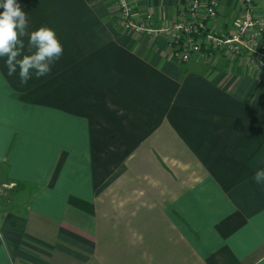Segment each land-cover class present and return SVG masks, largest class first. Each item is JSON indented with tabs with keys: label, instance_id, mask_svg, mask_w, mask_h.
Returning a JSON list of instances; mask_svg holds the SVG:
<instances>
[{
	"label": "crops",
	"instance_id": "0c3cea01",
	"mask_svg": "<svg viewBox=\"0 0 264 264\" xmlns=\"http://www.w3.org/2000/svg\"><path fill=\"white\" fill-rule=\"evenodd\" d=\"M192 1L131 0L134 21ZM217 1L206 24L231 33L241 0ZM21 3L63 54L27 84L0 77V264H264V70L182 62L121 27L116 0Z\"/></svg>",
	"mask_w": 264,
	"mask_h": 264
},
{
	"label": "built area",
	"instance_id": "2783aa9c",
	"mask_svg": "<svg viewBox=\"0 0 264 264\" xmlns=\"http://www.w3.org/2000/svg\"><path fill=\"white\" fill-rule=\"evenodd\" d=\"M254 1L241 0L237 26L228 34L214 33L206 24L213 23L218 17L217 0H208L205 4L193 0L169 24L156 28L148 25L153 18L151 13L136 22L131 0H116V19L123 28L167 38L182 62L189 60L194 53L212 56L214 52H228L240 55L252 66L264 70V47L261 45L264 19L255 14Z\"/></svg>",
	"mask_w": 264,
	"mask_h": 264
},
{
	"label": "clouds",
	"instance_id": "9594fccd",
	"mask_svg": "<svg viewBox=\"0 0 264 264\" xmlns=\"http://www.w3.org/2000/svg\"><path fill=\"white\" fill-rule=\"evenodd\" d=\"M62 54L63 45L52 27L30 30L21 0H0V77L18 76L21 84L46 77ZM253 180L264 184V168L255 170Z\"/></svg>",
	"mask_w": 264,
	"mask_h": 264
},
{
	"label": "rangeland",
	"instance_id": "374dc122",
	"mask_svg": "<svg viewBox=\"0 0 264 264\" xmlns=\"http://www.w3.org/2000/svg\"><path fill=\"white\" fill-rule=\"evenodd\" d=\"M2 179V178H1ZM11 186H14V185H11Z\"/></svg>",
	"mask_w": 264,
	"mask_h": 264
},
{
	"label": "trees",
	"instance_id": "16d2710c",
	"mask_svg": "<svg viewBox=\"0 0 264 264\" xmlns=\"http://www.w3.org/2000/svg\"><path fill=\"white\" fill-rule=\"evenodd\" d=\"M264 47V46H263Z\"/></svg>",
	"mask_w": 264,
	"mask_h": 264
}]
</instances>
